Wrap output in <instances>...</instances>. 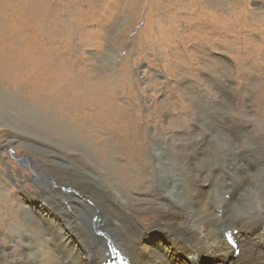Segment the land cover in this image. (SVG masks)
<instances>
[{
    "label": "bare ground",
    "instance_id": "bare-ground-1",
    "mask_svg": "<svg viewBox=\"0 0 264 264\" xmlns=\"http://www.w3.org/2000/svg\"><path fill=\"white\" fill-rule=\"evenodd\" d=\"M118 99L0 93L5 125L29 135L6 137L24 147L26 174L0 162V264H102L114 246L131 264H264V220L229 216L249 174L264 169V154L238 149L224 126L222 143L191 135L177 142L172 125H155L146 140L131 99ZM155 233L162 241H152Z\"/></svg>",
    "mask_w": 264,
    "mask_h": 264
},
{
    "label": "rangeland",
    "instance_id": "rangeland-1",
    "mask_svg": "<svg viewBox=\"0 0 264 264\" xmlns=\"http://www.w3.org/2000/svg\"><path fill=\"white\" fill-rule=\"evenodd\" d=\"M207 1L0 0V93H113L131 99L146 140L172 125L177 142L222 143L224 126L264 154V0ZM5 124L0 162L26 174L6 137L29 135Z\"/></svg>",
    "mask_w": 264,
    "mask_h": 264
},
{
    "label": "clouds",
    "instance_id": "clouds-1",
    "mask_svg": "<svg viewBox=\"0 0 264 264\" xmlns=\"http://www.w3.org/2000/svg\"><path fill=\"white\" fill-rule=\"evenodd\" d=\"M248 179L249 183L240 195L248 192L250 199L246 198V200L249 202L241 204L239 195L230 207L229 216L234 220H244L245 222L264 220V169L250 173ZM241 207H245L246 214H241Z\"/></svg>",
    "mask_w": 264,
    "mask_h": 264
},
{
    "label": "snow or ice",
    "instance_id": "snow-or-ice-1",
    "mask_svg": "<svg viewBox=\"0 0 264 264\" xmlns=\"http://www.w3.org/2000/svg\"><path fill=\"white\" fill-rule=\"evenodd\" d=\"M229 242H231V241H229Z\"/></svg>",
    "mask_w": 264,
    "mask_h": 264
}]
</instances>
